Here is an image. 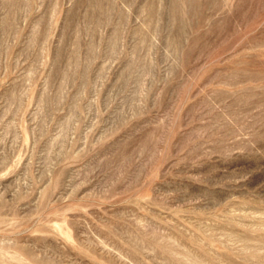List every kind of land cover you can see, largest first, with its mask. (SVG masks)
<instances>
[{"label":"rangeland","instance_id":"rangeland-1","mask_svg":"<svg viewBox=\"0 0 264 264\" xmlns=\"http://www.w3.org/2000/svg\"><path fill=\"white\" fill-rule=\"evenodd\" d=\"M0 264H264V0H0Z\"/></svg>","mask_w":264,"mask_h":264}]
</instances>
